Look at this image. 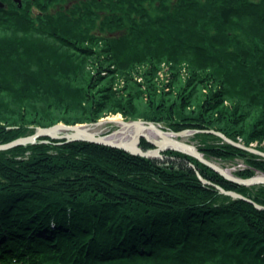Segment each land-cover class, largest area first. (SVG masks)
Segmentation results:
<instances>
[{
    "label": "trees",
    "instance_id": "1",
    "mask_svg": "<svg viewBox=\"0 0 264 264\" xmlns=\"http://www.w3.org/2000/svg\"><path fill=\"white\" fill-rule=\"evenodd\" d=\"M1 1L0 144L121 113L198 131L207 159L244 162L239 177L264 172L263 156L210 132L264 151V0ZM163 62L173 79L189 71V88L150 85L141 108L133 78ZM206 84L217 88L202 97L194 87ZM166 154L215 186L264 198V185ZM0 264H264V210L214 199L193 171L120 149L21 146L0 153Z\"/></svg>",
    "mask_w": 264,
    "mask_h": 264
},
{
    "label": "water",
    "instance_id": "2",
    "mask_svg": "<svg viewBox=\"0 0 264 264\" xmlns=\"http://www.w3.org/2000/svg\"><path fill=\"white\" fill-rule=\"evenodd\" d=\"M20 2V0H18ZM21 3V2H20ZM5 4L0 0V9L5 8ZM104 123V121H99L97 123L92 124H75L68 125L65 123H59L57 125L51 127H34V133L29 136L20 137L14 141L0 144V153L6 152L11 149L21 147V146H29V145H37V144H49L50 141L47 139H52L54 141H63L64 143H74V142H87L97 145H103L110 148L123 150L133 156L139 157L149 162H153L159 166H168V167H176V168H187L193 171L199 180L202 187L213 197L214 199L220 200L225 203H235L238 201H246L253 204L256 208L260 210H264V198L257 193L253 192H238V191H228L223 189L222 187L215 186L212 183L208 182L202 177V174L199 168L191 161L180 159V158H171L162 156L160 153L165 151H176L183 153L184 155L195 158L199 162L204 165L210 167L227 180L244 186H254V185H264V174L257 175L253 178L242 179L234 176L230 170L224 169L219 165L208 160L202 152H200L196 147L184 143L179 140L180 137L193 135L196 133V130H187L183 132H165L163 127L157 125L155 123L143 122V121H120L122 125H132V124H143L146 127L154 129L158 132L159 135L162 136L163 133L167 135H171V137L162 136L164 143L161 145H155V143L150 142L155 146L154 150H148L141 147V145L134 144L132 141L124 142V141H113L111 136H113L118 131L114 132L111 135L101 136L95 134L88 130L87 127H91L92 125L100 126ZM211 133L216 134L223 138L225 141L232 144V142L222 136L220 133ZM164 135V134H163ZM63 144V143H61ZM257 153V152H256ZM261 154V153H258ZM262 155V154H261Z\"/></svg>",
    "mask_w": 264,
    "mask_h": 264
},
{
    "label": "rangeland",
    "instance_id": "3",
    "mask_svg": "<svg viewBox=\"0 0 264 264\" xmlns=\"http://www.w3.org/2000/svg\"><path fill=\"white\" fill-rule=\"evenodd\" d=\"M142 70L145 71L144 74L141 71L142 76H140V75L135 76L133 78L134 82L131 84L133 86V89H135V91L138 92L139 96L140 97L142 96V99L137 101L138 104L141 106V108L143 107V105H145L146 101L149 100V97H150L149 96V86L150 85H152V86L154 85L153 91H156L157 94L164 92V93H172V94L174 93V95H175V93L179 92V94H180L181 92H183V90H185L186 88H189L188 87V83H189L188 80L190 78V74H189V71H187L186 69H183L180 73L181 77H178L176 79H173L174 78V74H172V72L174 71L173 66L167 62L161 63V65L156 67V68H153V67H150L149 65H146L143 67ZM174 80L177 82V84H175ZM125 85H126V81L121 80L120 88L121 89L124 88ZM207 85L208 84H206L205 87L197 86L194 88L197 89L198 94H200L202 97H208V95L210 96L211 93L213 92V90L217 88V86H215V84L214 85L209 84L207 87ZM130 88H131V86H128L126 88V90H124L125 89L124 88L123 93H126L127 91H129ZM136 88L139 89L140 92L138 90H136ZM115 117H120L121 118L120 121L123 120L126 122L143 121V122L154 123V122L146 121L143 119H127L121 113H117V114H112V115L101 118L99 121H106V123H103L102 125H100L98 129H95V131L99 132L101 134V136L111 135L116 131H120L119 130L120 123L118 124V123H116V121L112 120ZM99 121H97V122H99ZM97 122H93V123H97ZM117 125H119V126H117ZM157 125L162 126L161 124H157ZM163 130L165 132H171L170 130H165L164 128H163ZM184 131H187V130H184ZM212 131L214 133H216V131H214V130H212ZM172 132H175V131H172ZM181 132H183V131H181ZM197 133H198V131L196 133H194L193 135H188V136L186 135L184 137H180L179 140L197 148V143H196V141L193 140V137ZM217 133H220V132H217ZM220 134H222V136H225L226 138H228L225 134H223V133H220ZM229 140L232 142L233 145H235L239 148L248 150V151L253 152L255 154L261 153L262 155L261 154H259V155L264 157V151H260L258 149L257 143H253L249 147H247L243 142H234L231 139H229ZM145 144H147V145H145ZM140 145L144 149H148V150L149 149L150 150L155 149V146L153 144H151L149 141H147L146 139H142ZM148 146H150V147H148ZM167 152H170V151L161 152L160 154L162 156H171V155L166 154ZM210 161L215 163L216 165H219L220 167H222L224 169L230 170L234 176H236L238 178H242V177L237 176L235 174V172L239 168L245 167V164L243 161L238 160L236 162H231V163H226V162L223 163L221 161L219 162V161H215V160H211V159H210ZM262 174H264V172L258 171L255 176H257V175L259 176ZM255 176H253V177H255ZM253 177H250V178H253ZM242 179H249V178H242Z\"/></svg>",
    "mask_w": 264,
    "mask_h": 264
},
{
    "label": "bare ground",
    "instance_id": "4",
    "mask_svg": "<svg viewBox=\"0 0 264 264\" xmlns=\"http://www.w3.org/2000/svg\"><path fill=\"white\" fill-rule=\"evenodd\" d=\"M112 120L116 121V123L119 124L121 118L120 117H115ZM104 123H106V121H104ZM85 124H92V123H85ZM117 126H119V125H117ZM119 127H120L119 128L120 131H118L113 136H111L113 141H124V142L125 141L126 142L132 141L134 144H138L139 143V145H140L141 144V140L142 139H146L147 141L155 143V145H160V144L162 145L164 143V140L162 139V136L169 137V138L171 137V135H167L165 133H163L164 135L162 134V136H161L154 129L146 127L143 124H132V125H126L125 124V125H122L120 123ZM87 128H88L89 131H91V132H93L95 134L101 135L99 132L95 131V129H98L99 126L92 125L91 127H87ZM48 141H54V140L49 139Z\"/></svg>",
    "mask_w": 264,
    "mask_h": 264
}]
</instances>
